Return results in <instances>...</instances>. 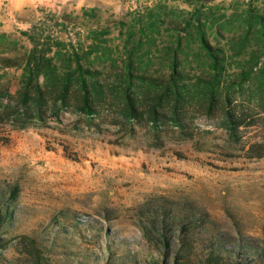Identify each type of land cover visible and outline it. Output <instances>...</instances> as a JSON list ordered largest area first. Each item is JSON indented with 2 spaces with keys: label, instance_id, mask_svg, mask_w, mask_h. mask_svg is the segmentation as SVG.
<instances>
[{
  "label": "rangeland",
  "instance_id": "374dc122",
  "mask_svg": "<svg viewBox=\"0 0 264 264\" xmlns=\"http://www.w3.org/2000/svg\"><path fill=\"white\" fill-rule=\"evenodd\" d=\"M250 13L264 16V0H0V57L24 62L34 41L60 42L62 60L79 53L107 89L133 78L152 93L153 80L182 78L186 96L184 134L168 117L157 129L146 119L112 123L123 96L111 91L115 108L101 127L69 113L51 127L0 120V203L12 213L2 236H34L53 264H125L124 247L126 264H154L143 226L158 203L204 217L205 238L225 258L241 260L238 244L248 243L258 248L246 264H264V57L262 24ZM201 31L219 49L218 67ZM24 74L0 67V86L14 93ZM212 78L221 83L208 110ZM231 113L244 118L235 135Z\"/></svg>",
  "mask_w": 264,
  "mask_h": 264
},
{
  "label": "trees",
  "instance_id": "16d2710c",
  "mask_svg": "<svg viewBox=\"0 0 264 264\" xmlns=\"http://www.w3.org/2000/svg\"><path fill=\"white\" fill-rule=\"evenodd\" d=\"M252 14L250 17L262 24L259 30L261 36L258 37H261L263 44L261 55L264 57V16ZM200 34L201 41L213 59V66L218 67L221 65L219 49L210 46L202 31ZM102 35L105 37L107 34ZM55 47L57 51L55 56L51 57L50 54L54 52ZM55 47L49 43L34 41V47L26 60L23 59L24 62H21L18 56L0 57L1 68L22 67L25 70L24 78L14 93L10 91L9 86H0L1 121L11 123L14 129H27L35 125L51 127L53 122L62 123L63 116L69 113L76 115V121L83 122L88 128L101 127L107 118L105 111L115 108L110 99L109 91H111L115 94L122 93L123 96L122 103L118 105L121 111L115 113L112 123L131 125L142 123L146 119L157 129L161 123H164V118L168 117L170 119L168 122L184 134L186 96L182 87L184 84L182 78L155 79L152 84H148V88H156L152 93L144 89L139 93L134 86L133 78L124 79V83L120 86L115 85L107 89L106 85L97 78L98 72L82 63L83 57L79 53L76 52L74 58L62 60L63 48L60 42H57ZM94 53L95 51L91 49L87 55L90 57ZM56 60L64 64L63 74L59 73ZM258 62L259 58L255 60L254 65H258ZM175 73L173 72V75ZM262 80L264 84V78ZM220 83L221 78H212L205 85L202 98L207 99L208 110L212 109L218 100L217 87ZM139 98L142 99V103L139 102ZM168 110H171L169 115ZM243 119H236L232 113L228 115L227 128L231 135H235L239 126L243 124ZM263 156L264 152L257 155V157ZM2 206L0 203V264H53L45 257V247L34 236L24 234L13 239L2 236L1 230L12 219L10 210ZM148 212L143 234L160 256L154 264H246L249 260L247 255L257 253L250 249L258 247L248 243L238 244V248L243 249L241 256L243 258L235 262L217 251L218 242L212 235L205 238L202 230L204 217H197L193 213L188 215L187 212L172 209L164 204L161 206L158 203H152ZM199 244L202 245L200 249L197 246ZM124 248L128 253L122 261L126 264L133 256L128 247ZM238 248L232 247L228 252L235 254ZM8 249H14L15 258L9 259L6 256L5 252ZM108 249L112 251L111 246Z\"/></svg>",
  "mask_w": 264,
  "mask_h": 264
}]
</instances>
